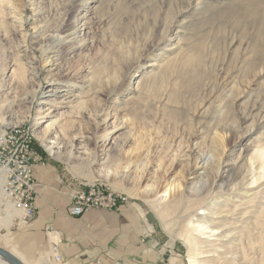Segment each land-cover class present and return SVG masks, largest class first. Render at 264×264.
<instances>
[{
    "label": "rangeland",
    "instance_id": "obj_1",
    "mask_svg": "<svg viewBox=\"0 0 264 264\" xmlns=\"http://www.w3.org/2000/svg\"><path fill=\"white\" fill-rule=\"evenodd\" d=\"M28 2L0 0V23L11 30V11L23 13L21 33H30L35 23ZM39 6L52 30L64 29L78 7L88 15L87 45L80 51L59 48L60 65L67 73L80 68L86 70L83 75L88 72L94 78L97 74L98 80L90 77L81 85V80L73 84L70 77L63 78L83 101L65 131L71 160L49 154L36 136L43 127L35 124L36 87H27L33 98L18 91L15 99H8L11 108L3 107L2 117L30 128L37 154L58 167L65 181L73 184L70 191L75 185L78 189L102 182L125 194L128 206L142 210L161 248L167 246L171 252L155 264H189L178 222L162 217L153 197L145 198L143 190L151 183L164 184L171 170L179 178L186 168H193L199 153L215 157L227 152L235 161L240 151H247L248 159L263 144L264 0H41ZM88 7L94 8L89 11ZM8 36V41L0 43V75L12 56L32 55L23 37L12 32ZM115 51L122 54L119 61L110 58ZM188 57L199 58V66L184 68ZM35 59L34 72L41 67L38 51ZM155 61L157 67H148ZM43 78L41 72V89ZM119 100L120 105L114 103ZM109 106L130 124L128 130H117L109 137L134 156L126 176L104 178L93 155L99 149L97 138L105 136V125H98L97 114ZM70 134L88 139L72 140ZM5 207L1 200L0 216ZM16 223L14 217L9 227L0 228L1 234L25 232L26 227ZM5 245L9 246L0 237V247L14 250ZM155 254L157 258L158 248Z\"/></svg>",
    "mask_w": 264,
    "mask_h": 264
},
{
    "label": "bare ground",
    "instance_id": "obj_2",
    "mask_svg": "<svg viewBox=\"0 0 264 264\" xmlns=\"http://www.w3.org/2000/svg\"><path fill=\"white\" fill-rule=\"evenodd\" d=\"M40 1L28 2L33 9L35 23L30 33H21L25 24L23 13L14 15V11H11V30L0 23V43L8 41V35L12 32L15 36L23 37L32 53L29 57L12 56L7 62L0 75V110L5 107L10 111L11 101L7 100L15 99L18 91H24L26 94L22 95L32 97L31 93H27V87H36L35 97L38 101L35 124L43 126L36 136L49 154L56 157L63 154L70 161L71 157L66 152L68 144L65 142V131L68 130L69 120L71 123V118L76 114L73 112L81 108L83 101L82 95L74 92L71 83L63 78L70 77L73 84L81 80V85L90 77L93 82L98 80L97 74L94 73V78L89 77L88 72L83 75L86 70L80 68L67 73L60 65L59 48L63 46L80 51L87 45L88 15L82 14L78 7L64 29H48L43 21ZM93 8L88 7V10ZM36 51L40 53L41 67L34 72ZM111 55L110 58L118 61L122 58L121 52L115 51ZM157 62L148 67H157ZM199 64V58L188 57L183 66L197 67ZM26 70L30 81L27 80ZM41 72L45 85L42 89V82L38 81ZM121 102L114 103L120 105ZM124 117L113 106L97 114L98 125H105V136L97 138L95 145L99 149L93 155V161L99 164L97 172L104 178L111 175L126 176L132 167V152H123L109 137L117 130L130 128ZM110 119L113 122L108 124ZM4 121L7 119L0 113V122ZM70 136L72 140L81 142L88 139ZM195 150L194 146L193 152ZM247 154V151L242 150L238 158L231 161V153L215 157L199 153L193 168H186L179 178L175 179L171 170L166 173L164 184L151 183L143 190L145 198L153 197V205L161 210L162 217L178 222V236L187 247L189 264H264V142L248 159L245 158ZM5 206L4 215L0 216V228L9 227L17 216L8 205ZM0 264L7 263L0 260ZM39 264L48 263L43 260Z\"/></svg>",
    "mask_w": 264,
    "mask_h": 264
},
{
    "label": "crops",
    "instance_id": "obj_3",
    "mask_svg": "<svg viewBox=\"0 0 264 264\" xmlns=\"http://www.w3.org/2000/svg\"><path fill=\"white\" fill-rule=\"evenodd\" d=\"M34 180L35 219L25 232H0L3 243L14 249L6 250L24 264H39L43 260L57 264L49 254L47 224L60 233L59 264H155L166 252L171 255L167 246L161 248L155 230L136 205L127 204L118 213L94 210L72 219L66 215V208L73 184L65 181L58 167L47 162L45 166H37Z\"/></svg>",
    "mask_w": 264,
    "mask_h": 264
},
{
    "label": "built area",
    "instance_id": "obj_4",
    "mask_svg": "<svg viewBox=\"0 0 264 264\" xmlns=\"http://www.w3.org/2000/svg\"><path fill=\"white\" fill-rule=\"evenodd\" d=\"M0 122V193L3 205L17 214V227L25 228L36 216V187L34 170L45 166L33 147L35 135L25 123L16 124L12 118ZM66 208L69 218H78L91 211L118 213L129 203L128 197L96 182L69 192ZM49 254L53 262L62 261L60 233L51 224L45 226Z\"/></svg>",
    "mask_w": 264,
    "mask_h": 264
},
{
    "label": "water",
    "instance_id": "obj_5",
    "mask_svg": "<svg viewBox=\"0 0 264 264\" xmlns=\"http://www.w3.org/2000/svg\"><path fill=\"white\" fill-rule=\"evenodd\" d=\"M0 260L7 264H24L19 258L14 256L10 251L0 247Z\"/></svg>",
    "mask_w": 264,
    "mask_h": 264
}]
</instances>
